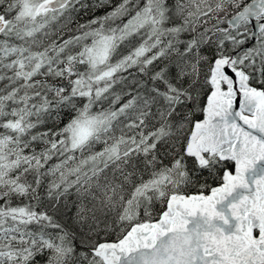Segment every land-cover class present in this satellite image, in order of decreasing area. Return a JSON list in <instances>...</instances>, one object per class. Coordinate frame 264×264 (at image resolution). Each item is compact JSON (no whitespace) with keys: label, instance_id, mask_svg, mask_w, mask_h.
Instances as JSON below:
<instances>
[{"label":"snow or ice","instance_id":"obj_1","mask_svg":"<svg viewBox=\"0 0 264 264\" xmlns=\"http://www.w3.org/2000/svg\"><path fill=\"white\" fill-rule=\"evenodd\" d=\"M0 264H264V0H0Z\"/></svg>","mask_w":264,"mask_h":264}]
</instances>
